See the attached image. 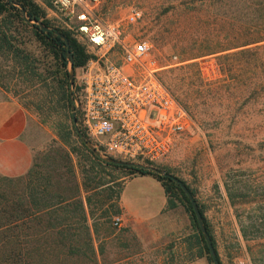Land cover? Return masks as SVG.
Returning <instances> with one entry per match:
<instances>
[{"label":"rangeland","instance_id":"obj_1","mask_svg":"<svg viewBox=\"0 0 264 264\" xmlns=\"http://www.w3.org/2000/svg\"><path fill=\"white\" fill-rule=\"evenodd\" d=\"M32 1L41 8L51 27L40 21L23 19L25 22L35 23L39 28L37 23H40L47 30L55 27L68 30L66 25H72V20L51 8L49 0ZM131 9L138 10L140 18L127 25L125 18ZM96 15L105 22L126 27L127 34L150 44L151 58L158 67L157 77L171 95L188 104L196 123L197 129L179 137L163 159L155 163H135L147 166L160 176L159 172H165L183 181L192 192L197 210L202 211L218 264H264V101L251 98L242 106L222 108L212 103L202 104L204 94L196 92L197 77L206 82L224 79L216 65L217 54H209V49L224 48L230 38L239 40L242 26L235 23L231 29L224 8H203L197 0H100ZM25 48L35 57L48 61L42 58L32 40L26 41ZM10 69L8 60L0 58V75L5 76L18 97L11 93L7 95L27 104L25 110L30 121L25 138L39 164L42 157L39 153L47 150L52 141H57V127L65 119L61 111L46 113L45 106L40 108L36 89L13 77ZM76 117L77 113L71 126L83 136ZM82 140L84 144L89 141L88 138ZM72 146L77 151L73 155V164L77 165V161L82 164L81 147L74 142ZM102 171L104 174H99L103 181L116 182L111 185L113 192L117 190L115 184L124 175L129 176L122 170ZM107 194H90L97 225L95 247L99 248L96 264H183L197 259L192 257L196 255L197 247L184 208L188 201L185 195V200L178 195L175 208L171 210L177 225L174 238L167 241L159 233L154 239L146 235L141 243L125 227L111 224L112 218L120 214L111 215L105 221L99 219L104 209L99 203ZM49 264L91 263L67 257L62 262L55 258Z\"/></svg>","mask_w":264,"mask_h":264},{"label":"trees","instance_id":"obj_2","mask_svg":"<svg viewBox=\"0 0 264 264\" xmlns=\"http://www.w3.org/2000/svg\"><path fill=\"white\" fill-rule=\"evenodd\" d=\"M197 1L203 8H224L230 28L238 23L243 29L239 40L230 38L224 48L209 49V54H217L216 65L224 79L206 82L197 77L196 92L204 94L201 103L227 108L236 104L242 106L251 98L264 101V0ZM17 6L24 10L27 19L51 27L41 8L32 0H0V58L11 64L13 77L36 89L40 108L45 106L46 113L61 111L65 122L57 127V141H52L47 150L39 153L42 155L39 164L33 155L31 167L23 176H0V264H49L55 258L62 262L67 257L96 264L99 248L95 247L97 225L93 218L91 193L108 192L99 203V207H104L99 219L104 221L111 215L120 214L118 197L121 185L135 175H150L160 183L168 209L175 207L178 195L184 200L185 196L171 179L160 176L147 166L114 165L85 146L71 126L74 102L69 91L68 72L72 69L74 75V69L83 66L92 56L68 30L55 27L43 31L35 23L25 22ZM25 37L35 42L42 58L48 61L35 57L25 48ZM220 52L225 53L218 54ZM72 87L76 92L74 77ZM0 89L17 96L3 75H0ZM178 102L192 115L185 101ZM18 103L27 109L24 101ZM82 133L83 139L87 140L83 130ZM73 142L83 151L79 153L84 156L82 164L78 161L77 165L73 164V155L77 153ZM105 169L126 171L130 177L124 175L115 184L117 190L113 192L111 185L116 182L103 181L99 174H104L102 170ZM184 208L197 247L196 255L192 257L204 255L211 264L188 201ZM198 211L209 235L202 211ZM209 238L214 248L210 235Z\"/></svg>","mask_w":264,"mask_h":264},{"label":"built area","instance_id":"obj_3","mask_svg":"<svg viewBox=\"0 0 264 264\" xmlns=\"http://www.w3.org/2000/svg\"><path fill=\"white\" fill-rule=\"evenodd\" d=\"M51 8L72 20L66 25L90 57L74 69L72 92L78 125L102 159L155 163L181 136L197 129L189 112L156 73L150 44L126 33V27L96 15L100 0H49ZM140 12L131 9L132 25ZM76 81V82H75ZM111 224L119 227L120 216Z\"/></svg>","mask_w":264,"mask_h":264},{"label":"crops","instance_id":"obj_4","mask_svg":"<svg viewBox=\"0 0 264 264\" xmlns=\"http://www.w3.org/2000/svg\"><path fill=\"white\" fill-rule=\"evenodd\" d=\"M26 110L0 89V176H23L31 167L32 150L25 138L29 127ZM118 205L120 227L144 242L146 235L156 238L161 233L167 241L175 236L177 228L160 183L150 175H135L121 185ZM183 264H208L205 258Z\"/></svg>","mask_w":264,"mask_h":264},{"label":"water","instance_id":"obj_5","mask_svg":"<svg viewBox=\"0 0 264 264\" xmlns=\"http://www.w3.org/2000/svg\"><path fill=\"white\" fill-rule=\"evenodd\" d=\"M19 7V6H18ZM20 11H21V14L23 15V19L25 21H30V22H36L34 20H29L27 19L26 17H24V10L19 7ZM40 28L43 30V31H46L47 28L42 26L40 23H37ZM62 39L66 42V39L64 37H62ZM73 83V71L72 69H69V72H68V85H69V91H70V86L72 85ZM71 92V91H70ZM71 96L72 93H71ZM77 110H78V107L77 106H74V109L73 111L71 112V121L72 123H75V114L77 113ZM75 130V133L77 134V136L80 138V139H83V136L81 134V132L75 127L74 128ZM86 146L92 150L95 154H97V152L94 150V148L91 146V143L89 141H86ZM104 161L106 162H109L111 164H114V165H119V166H139L140 164H136V163H133V162H127V161H121V160H118V159H115V158H111V157H106V158H102ZM162 176L164 177H168L169 179H171L175 184H177L180 189L182 190V192L184 193V195L186 196V198L188 199L190 205H191V208H192V212L194 214V217H195V220H196V223H197V226L199 228V231L200 233L202 234L203 236V239L205 241V244H206V247L208 249V254H209V257H210V260H211V264H218L217 262V259L215 257V254H214V251H213V248H212V245H211V242H210V239L202 225V222H201V216L199 214V211L197 210V207L194 203V200L191 196V194L189 193V191L187 190V188L184 186V184L181 183V181L171 175H169L168 173H165V172H159Z\"/></svg>","mask_w":264,"mask_h":264}]
</instances>
